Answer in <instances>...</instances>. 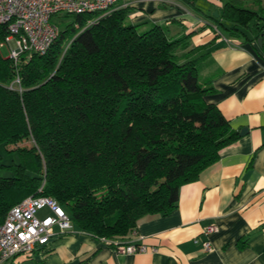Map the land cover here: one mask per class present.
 I'll list each match as a JSON object with an SVG mask.
<instances>
[{"label": "trees", "instance_id": "16d2710c", "mask_svg": "<svg viewBox=\"0 0 264 264\" xmlns=\"http://www.w3.org/2000/svg\"><path fill=\"white\" fill-rule=\"evenodd\" d=\"M181 1L210 20L215 38L219 28L245 42L256 28L264 49L261 0H222L218 17L205 0ZM66 14L74 22L46 53L22 54L15 65L0 49V145L31 140L4 150L17 160L5 163L0 152V168L11 172L0 176V223L24 197L44 194L80 230L126 243L140 222L176 208L180 187L239 132L200 79L213 43L133 24L124 6ZM7 34L0 24V39Z\"/></svg>", "mask_w": 264, "mask_h": 264}, {"label": "crops", "instance_id": "0c3cea01", "mask_svg": "<svg viewBox=\"0 0 264 264\" xmlns=\"http://www.w3.org/2000/svg\"><path fill=\"white\" fill-rule=\"evenodd\" d=\"M203 2L211 12L223 4ZM120 6L128 7L129 21L144 23L143 28L161 24L172 37L192 33L193 46L213 43L200 74L212 87L207 99L239 138L222 147L197 179L180 187L176 208L139 223L132 240L147 245L146 251L118 253L75 226L46 247L4 264H264V49L254 38L258 30L251 28L252 40L245 42L219 28L215 38L210 20L181 0H122ZM243 127L248 131L241 135ZM210 224L218 230L205 234ZM203 240L213 249L205 250Z\"/></svg>", "mask_w": 264, "mask_h": 264}, {"label": "built area", "instance_id": "2783aa9c", "mask_svg": "<svg viewBox=\"0 0 264 264\" xmlns=\"http://www.w3.org/2000/svg\"><path fill=\"white\" fill-rule=\"evenodd\" d=\"M121 1L0 0V24L6 25L8 30L6 37L0 39V49L7 43L10 50L8 57L18 65L22 54H44L49 50L60 32V25L54 20L55 15L110 11ZM42 209H47V213L40 215ZM73 225L68 212L53 197L44 194L24 197L9 209L0 223V264L21 253L46 247L53 237L71 230ZM217 230V225L210 224L205 227L204 233ZM104 241L110 244V241ZM202 245L205 250L213 249L210 240H203ZM112 246L118 253H136L148 249L138 240L114 242Z\"/></svg>", "mask_w": 264, "mask_h": 264}, {"label": "rangeland", "instance_id": "374dc122", "mask_svg": "<svg viewBox=\"0 0 264 264\" xmlns=\"http://www.w3.org/2000/svg\"><path fill=\"white\" fill-rule=\"evenodd\" d=\"M54 20L61 25V28H65L67 24L73 23L74 22V17L73 16H67L66 13H59L54 16ZM75 28H79V24L74 25ZM9 45L6 43L3 47H1V53L3 56L7 57L9 56ZM181 52V51H180ZM200 79L202 80V77L200 76ZM31 145V140H22L19 141L17 144H8V145H0V152H3L4 154V159L3 162L8 163L11 162L13 159H18L17 153H9L7 151H4L5 149H8L9 151L14 150L17 146H30ZM11 172L8 171L5 168H0V176H8L10 175ZM47 213V209H42L39 214L44 215ZM75 227V225H73ZM25 253H21L18 255V258L24 257Z\"/></svg>", "mask_w": 264, "mask_h": 264}, {"label": "water", "instance_id": "95a60500", "mask_svg": "<svg viewBox=\"0 0 264 264\" xmlns=\"http://www.w3.org/2000/svg\"><path fill=\"white\" fill-rule=\"evenodd\" d=\"M213 15L216 16V17H218V16H219V10H214V11H213ZM261 40H262L261 37H259V38H258V41H259L260 44H261ZM247 131H248L247 127H243V128L241 129V131H240V134L243 135V134L246 133Z\"/></svg>", "mask_w": 264, "mask_h": 264}]
</instances>
